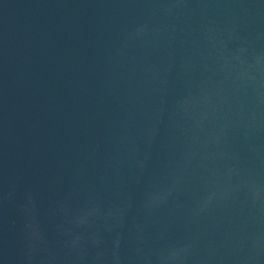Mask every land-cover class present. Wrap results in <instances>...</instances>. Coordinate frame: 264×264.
Returning <instances> with one entry per match:
<instances>
[{
  "label": "water",
  "instance_id": "obj_1",
  "mask_svg": "<svg viewBox=\"0 0 264 264\" xmlns=\"http://www.w3.org/2000/svg\"><path fill=\"white\" fill-rule=\"evenodd\" d=\"M0 264H264V0H0Z\"/></svg>",
  "mask_w": 264,
  "mask_h": 264
}]
</instances>
